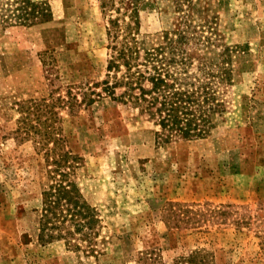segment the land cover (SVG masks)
Here are the masks:
<instances>
[{"label":"rangeland","instance_id":"obj_1","mask_svg":"<svg viewBox=\"0 0 264 264\" xmlns=\"http://www.w3.org/2000/svg\"><path fill=\"white\" fill-rule=\"evenodd\" d=\"M40 1L52 17L32 24L4 21L12 0H0V264H143L146 252L153 264H173L195 249L212 264H264V0L140 8L150 43L191 23L213 54L230 49L235 79L212 134L162 141L148 117L107 95L74 109L57 104L65 148L83 157L80 184L99 217L95 252L41 238L45 155L17 128L21 102L51 101L105 76L107 20L98 0Z\"/></svg>","mask_w":264,"mask_h":264},{"label":"trees","instance_id":"obj_2","mask_svg":"<svg viewBox=\"0 0 264 264\" xmlns=\"http://www.w3.org/2000/svg\"><path fill=\"white\" fill-rule=\"evenodd\" d=\"M146 1L98 0L107 20L109 49L101 80L68 85L64 96L52 97L51 101L29 99L19 104L17 132L22 137L36 136L49 178L42 192L41 238L64 239L77 249L95 252L93 240L99 217L80 184L83 157L65 148L57 125V104L74 109L107 95L148 117L165 142L176 137L208 136L227 111L222 93L235 79L230 49L213 54L209 49L211 38L199 36V29L191 23L168 33L162 42L150 43L140 18V8ZM4 10V21L33 24L52 17L47 1L12 0ZM149 253L140 257L143 264L156 261ZM173 264L212 263L206 253L195 249Z\"/></svg>","mask_w":264,"mask_h":264}]
</instances>
